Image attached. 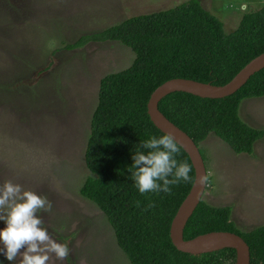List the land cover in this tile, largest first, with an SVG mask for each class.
<instances>
[{
	"label": "rangeland",
	"instance_id": "obj_1",
	"mask_svg": "<svg viewBox=\"0 0 264 264\" xmlns=\"http://www.w3.org/2000/svg\"><path fill=\"white\" fill-rule=\"evenodd\" d=\"M188 0H0V185L11 180L52 203L39 213L70 254L49 264H130L104 215L79 190L100 80L127 69L134 55L117 42L65 50L81 36ZM226 34L262 0H199ZM242 121L264 129V97L244 100ZM207 181L203 201L230 207L244 232L264 226V139L237 155L214 134L200 144ZM0 220V230L6 227ZM0 247L3 244L0 243ZM21 249V252L25 251ZM0 253V264H19Z\"/></svg>",
	"mask_w": 264,
	"mask_h": 264
},
{
	"label": "trees",
	"instance_id": "obj_2",
	"mask_svg": "<svg viewBox=\"0 0 264 264\" xmlns=\"http://www.w3.org/2000/svg\"><path fill=\"white\" fill-rule=\"evenodd\" d=\"M262 2L259 10L243 14L230 34L199 0H188L165 11L128 18L64 46L69 51L90 42H117L134 55L127 69L105 75L99 82L84 153L90 176L79 190L104 215L130 264H235L232 249L188 255L170 242V223L194 181L193 167L182 149L175 158L191 165L192 179L171 185L170 193L141 194L130 168L137 150L149 151L142 148L143 142L163 136L147 115V103L156 88L177 78L223 86L264 53ZM263 97L264 69L227 98L173 93L159 102L158 109L198 147L214 134L233 153L251 156L255 144L264 139V129L242 121L239 109L244 100ZM231 211L202 200L185 226L184 240L211 232L233 233L248 245L250 264H264V226L241 231L231 220Z\"/></svg>",
	"mask_w": 264,
	"mask_h": 264
},
{
	"label": "clouds",
	"instance_id": "obj_3",
	"mask_svg": "<svg viewBox=\"0 0 264 264\" xmlns=\"http://www.w3.org/2000/svg\"><path fill=\"white\" fill-rule=\"evenodd\" d=\"M142 148L149 151L137 150L130 168L141 194L170 193L171 185L191 181V165L175 158L181 145L173 134L153 136L143 142ZM205 180L206 177H201V183ZM51 209L52 203L46 196L24 190L22 185L11 180L0 185V220L7 225L0 230V243L3 244L0 253L9 261L22 257L19 264H49L53 256L60 261L66 260L70 254L68 244L53 239L44 226L43 217L38 215Z\"/></svg>",
	"mask_w": 264,
	"mask_h": 264
},
{
	"label": "water",
	"instance_id": "obj_4",
	"mask_svg": "<svg viewBox=\"0 0 264 264\" xmlns=\"http://www.w3.org/2000/svg\"><path fill=\"white\" fill-rule=\"evenodd\" d=\"M264 69V53L251 60L226 85L214 86L188 79H171L160 85L151 94L147 103V115L163 135L171 133L180 142L181 149L187 154L194 170L192 187L179 206L169 227V239L173 247L188 255H204L224 249L235 251V264H250L249 247L238 235L229 232H211L184 240L185 226L199 203L203 200L207 186V169L199 147L192 139L171 123L158 109L159 102L173 93H185L202 99L219 100L235 94L256 73ZM201 177L206 180L201 183Z\"/></svg>",
	"mask_w": 264,
	"mask_h": 264
}]
</instances>
